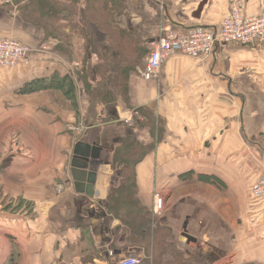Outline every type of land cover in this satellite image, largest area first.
<instances>
[{
    "label": "crops",
    "instance_id": "crops-1",
    "mask_svg": "<svg viewBox=\"0 0 264 264\" xmlns=\"http://www.w3.org/2000/svg\"><path fill=\"white\" fill-rule=\"evenodd\" d=\"M75 1L81 16H69L61 41H44L17 13L25 0H0V37L31 49L24 64L0 68V192L30 203L0 211V264H154L106 207L112 151L128 132L152 146L138 196L151 209L153 187L165 195L155 225L170 228L177 251L199 264H264V203L249 193L264 168V44L218 40L205 60L172 55L157 80L142 77L163 27L218 33L235 0ZM263 11L264 0H244L245 17ZM52 70L74 77L73 104L60 90L17 93ZM134 111L141 124L131 129L123 121ZM157 120L156 146L148 128ZM78 141L101 149L91 197L71 177ZM186 172L210 181H183Z\"/></svg>",
    "mask_w": 264,
    "mask_h": 264
},
{
    "label": "trees",
    "instance_id": "trees-1",
    "mask_svg": "<svg viewBox=\"0 0 264 264\" xmlns=\"http://www.w3.org/2000/svg\"><path fill=\"white\" fill-rule=\"evenodd\" d=\"M76 10L78 15L81 16L77 1L75 0H25L24 5L17 9V13L23 21L43 29L45 34L44 41L54 38L61 41L63 28L66 27V20ZM15 11L14 9L13 12ZM81 12L83 13V17H86L84 11ZM62 21L65 23V26L62 25ZM59 46L61 48H58ZM55 48L62 53H67V49L63 43L62 45L59 43ZM80 76L78 73V77ZM119 78H123V74H120ZM74 83V77L70 74L52 70L46 75L36 77L24 83L19 87L17 93L27 95L39 91L60 90L66 96L72 98L70 102L73 104L75 101ZM145 123H149V116ZM140 124L141 122L138 120L135 121V125L138 126ZM151 150L152 146L143 145L141 141L137 140L129 132L115 145L110 164L114 172L119 176V180L118 183L109 188L106 197L108 213L120 221L123 230L142 237L146 249L150 248L152 250L154 264H194V259L186 256L183 252L177 251L173 247V235L169 227L165 225L154 226L156 223L151 218V212L147 207L144 208L142 206L143 204L139 199L137 168L144 162ZM180 176L183 181H210L209 177L204 176L194 178L191 172H186ZM255 180L250 186V195L251 187L255 183ZM22 210H30V203L18 200L6 202L5 199L3 200L1 193L0 211L18 213ZM148 246L150 247L148 248Z\"/></svg>",
    "mask_w": 264,
    "mask_h": 264
},
{
    "label": "built area",
    "instance_id": "built-area-1",
    "mask_svg": "<svg viewBox=\"0 0 264 264\" xmlns=\"http://www.w3.org/2000/svg\"><path fill=\"white\" fill-rule=\"evenodd\" d=\"M243 12L244 0H235L229 14L223 19L218 33L202 29L185 33L170 26L163 27L159 37L148 45L149 54L142 77L145 80H157L162 64L172 55L181 54L205 60L213 53L218 40L239 43L253 51L258 50L264 44V11L249 17H245ZM30 51V47L18 40L0 38V68L12 69L24 64ZM136 115L138 116V113L134 111L124 119L123 122L128 128L132 127L133 118ZM250 192L254 199L264 203V168ZM152 199V213L160 215L164 211L163 200L159 193H154ZM113 264H140V260L124 258Z\"/></svg>",
    "mask_w": 264,
    "mask_h": 264
},
{
    "label": "water",
    "instance_id": "water-1",
    "mask_svg": "<svg viewBox=\"0 0 264 264\" xmlns=\"http://www.w3.org/2000/svg\"><path fill=\"white\" fill-rule=\"evenodd\" d=\"M101 149L98 145L88 146L78 141L73 148L72 160L70 162L71 177L76 184L80 182L81 188L85 187V193L88 197L92 196V189L96 180V168L98 167V158ZM88 170V171H86ZM83 184H87L84 186Z\"/></svg>",
    "mask_w": 264,
    "mask_h": 264
},
{
    "label": "rangeland",
    "instance_id": "rangeland-1",
    "mask_svg": "<svg viewBox=\"0 0 264 264\" xmlns=\"http://www.w3.org/2000/svg\"><path fill=\"white\" fill-rule=\"evenodd\" d=\"M139 118V117H138ZM140 120H141V118H139ZM135 121L136 120H134L133 122H132V127H131V129L132 128H134L135 127ZM161 129H162V124H161V122L159 121V120H157V121H155V124H154V121L152 122V124H151V126L148 128V131L149 132H151L152 134H154V135H156L157 136V138L154 140V144L157 146L158 144H159V142H161L162 141V139H161ZM153 131V132H152ZM160 137V138H159ZM13 139L14 140H16V138H15V136L13 137ZM115 147V146H114ZM118 180H119V176L115 173V182H114V184H116V183H118ZM205 182V181H204ZM138 191H139V189H138ZM154 193H159V195H160V197H161V199L163 200L162 201V203H163V205L164 206H162V209H164V211H165V209L167 208L166 206L168 205L167 204V201L165 200V195L162 193V191H158V189H156V188H154L153 187V190H152V193H151V195H152V197H153V195H154ZM0 198H1V192H0ZM139 199H140V196H139ZM153 200V199H152ZM144 208H146V206L143 204L142 205ZM147 209H149V211L151 212V209H150V207L149 208H147ZM163 211V212H164ZM162 212V213H163ZM162 213H160V215H155L154 213H152L151 212V215H152V220L156 223L157 222V219L159 218V217H162L161 215H162ZM155 215V216H154ZM154 226H156L155 224H154ZM194 264H199V263H196L195 261H194Z\"/></svg>",
    "mask_w": 264,
    "mask_h": 264
}]
</instances>
